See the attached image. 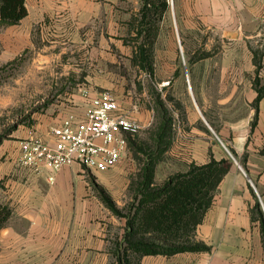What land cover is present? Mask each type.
<instances>
[{"label": "crops", "instance_id": "obj_1", "mask_svg": "<svg viewBox=\"0 0 264 264\" xmlns=\"http://www.w3.org/2000/svg\"><path fill=\"white\" fill-rule=\"evenodd\" d=\"M25 3L28 14L19 23L29 35L39 24L43 33L72 39L84 49L89 89L83 93L89 90L94 96L98 88L115 87L112 92L121 111L144 126L153 110L141 97H133L132 90L124 93L116 88L124 77L111 73L117 68L141 69L135 57L142 45L137 39L143 36L135 26L142 18L144 1ZM175 13L182 45L188 47L187 90L192 95L175 97V172L187 171L192 163H207L212 156L232 164L196 229L195 241L209 248L145 254L139 264H264L256 210L259 201L264 212V98L258 108L251 105L258 95L254 80L257 75L264 78V68L255 71L253 61L254 51L264 52V0H175ZM200 38L204 54L192 48L193 40ZM177 82L183 86L185 79L179 76ZM83 93L74 97V107H64V113L48 127L70 112L82 114L88 100ZM47 130L36 133L43 135ZM11 148L14 151L0 164L5 187H1L0 204L10 211L0 228V264H118L127 217L104 203L86 170L78 163L65 165L51 181L47 170L35 172L19 165L18 142ZM110 170L99 171L96 183L113 178Z\"/></svg>", "mask_w": 264, "mask_h": 264}, {"label": "rangeland", "instance_id": "obj_2", "mask_svg": "<svg viewBox=\"0 0 264 264\" xmlns=\"http://www.w3.org/2000/svg\"><path fill=\"white\" fill-rule=\"evenodd\" d=\"M168 1L169 8L162 20L155 24L151 21L153 17L150 13L146 17L150 22L146 25L143 21L145 4L143 5L142 18L135 26L142 33V39H137L141 42L145 41L147 33L145 27L148 26L149 39L145 44L148 49V54L145 55L147 58L140 54V50L135 57L141 69L117 68L111 71L113 75L124 77L122 85L119 84L116 88L124 93L132 90L131 95L141 97V102L148 109H152L153 113L140 132L129 139L126 156L110 170L113 178L97 184L95 175L99 172L91 173L86 170L88 178L94 181L100 194L111 197L124 215L133 214L134 209L130 210V207L132 204L137 205L135 196L140 188L138 181L148 168H151L153 173L154 186L162 185L177 173L175 97L192 95L187 90L188 47L185 43L182 45L183 37L177 25L175 0L173 4L172 0ZM156 27L157 36L151 43ZM193 42L192 48L195 47L200 54H204L205 52L199 48L200 42L204 44L203 39ZM214 44L219 46L221 42L215 41ZM181 45L184 47L183 52ZM83 52L84 49L72 39L57 38L43 33L39 24L32 27L29 35L21 23L4 25L0 21V164L14 151L11 146L19 143L30 131L47 130L48 126L64 113V107H74V97L81 95L84 89H89L87 85L89 70L85 67ZM253 56L255 71L262 72L263 50L259 48V51H254ZM94 73L101 74L104 71L95 70ZM179 76L185 79L183 86L177 82ZM262 86L264 78L257 75L253 88L258 92ZM114 88L105 90L112 91ZM256 102L255 98L251 105L256 107L258 104ZM226 150L228 156L235 162L236 157L231 149L227 147ZM2 179L4 178H0V191L3 187ZM120 242L118 240V243ZM120 245L119 256L124 254L126 242L122 241ZM108 264H116V261Z\"/></svg>", "mask_w": 264, "mask_h": 264}, {"label": "trees", "instance_id": "obj_3", "mask_svg": "<svg viewBox=\"0 0 264 264\" xmlns=\"http://www.w3.org/2000/svg\"><path fill=\"white\" fill-rule=\"evenodd\" d=\"M143 21L147 25L148 13L154 24L162 20L169 8L168 0H144ZM26 0H0V21L17 24L28 14ZM150 4L152 7H149ZM145 41L139 46L140 54L147 56L148 26L145 27ZM156 27L151 43L157 36ZM145 56V57H146ZM147 58V57H146ZM264 97V86L258 89L256 103ZM258 108V104H256ZM234 152V151H233ZM264 153V147L262 149ZM231 160L215 159L203 164L192 163L185 172H178L162 185L154 186V176L148 170L140 177V188L136 193L137 205L132 204L133 214L123 215L111 197L102 194L104 203L117 215L126 216V247L118 256V264H139L145 254H174L188 250H205L209 247L195 241L198 225L202 223L207 210L212 206L218 186L231 167ZM257 218L261 222L264 242V212L259 201L256 204ZM10 215L6 206L0 205V228ZM131 256L128 257V255ZM133 254V256H132ZM125 260V261H124Z\"/></svg>", "mask_w": 264, "mask_h": 264}, {"label": "built area", "instance_id": "obj_4", "mask_svg": "<svg viewBox=\"0 0 264 264\" xmlns=\"http://www.w3.org/2000/svg\"><path fill=\"white\" fill-rule=\"evenodd\" d=\"M83 94L88 100L82 114L70 112L43 135L30 131L19 141L20 166L35 172L47 170L53 181L54 173L65 165L78 163L87 171L103 172L121 162L129 139L143 124L121 111L112 91L90 96L85 90Z\"/></svg>", "mask_w": 264, "mask_h": 264}, {"label": "water", "instance_id": "obj_5", "mask_svg": "<svg viewBox=\"0 0 264 264\" xmlns=\"http://www.w3.org/2000/svg\"><path fill=\"white\" fill-rule=\"evenodd\" d=\"M172 4H173V0H172Z\"/></svg>", "mask_w": 264, "mask_h": 264}]
</instances>
